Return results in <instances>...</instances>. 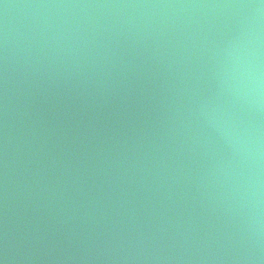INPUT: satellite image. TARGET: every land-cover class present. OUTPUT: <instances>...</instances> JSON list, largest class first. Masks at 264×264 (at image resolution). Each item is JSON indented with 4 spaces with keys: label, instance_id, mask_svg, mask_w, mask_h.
<instances>
[{
    "label": "water",
    "instance_id": "obj_1",
    "mask_svg": "<svg viewBox=\"0 0 264 264\" xmlns=\"http://www.w3.org/2000/svg\"><path fill=\"white\" fill-rule=\"evenodd\" d=\"M0 264H264V0H0Z\"/></svg>",
    "mask_w": 264,
    "mask_h": 264
}]
</instances>
